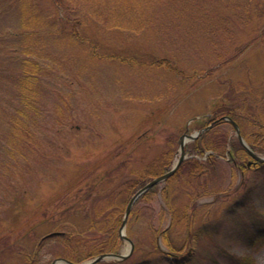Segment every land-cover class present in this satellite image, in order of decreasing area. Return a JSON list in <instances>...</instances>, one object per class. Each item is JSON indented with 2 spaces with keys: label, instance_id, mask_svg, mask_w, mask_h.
Listing matches in <instances>:
<instances>
[{
  "label": "rangeland",
  "instance_id": "374dc122",
  "mask_svg": "<svg viewBox=\"0 0 264 264\" xmlns=\"http://www.w3.org/2000/svg\"><path fill=\"white\" fill-rule=\"evenodd\" d=\"M99 1L101 17L83 13L81 23L78 9L34 0L31 27L22 0H0V264H20L52 231L103 236L91 226L94 210L107 200L128 204L125 183L139 182L144 167L169 149L172 167L181 136L203 129L215 105L253 103L246 110L264 125V0ZM119 23L137 30L113 25ZM72 27L89 41L59 35ZM30 46L37 54L26 53ZM27 57L43 66L39 99L29 112L31 138L21 139L25 155L8 160L13 116L23 107L16 73ZM221 128L237 136L230 122ZM194 140L188 138L183 162L207 160L194 153ZM216 163L200 182L215 184L218 195L199 197L190 239L185 224L169 230L178 250L168 255L189 251V258L160 264H264V163L236 170L235 179L226 152ZM173 188L176 207L188 202L186 192L199 194L184 180ZM162 190L160 184L153 198L139 197L131 210L125 233L139 247L126 264L157 258L148 251L171 221ZM58 239L45 240L39 264L59 258ZM121 239L119 252L127 253L131 245Z\"/></svg>",
  "mask_w": 264,
  "mask_h": 264
},
{
  "label": "trees",
  "instance_id": "16d2710c",
  "mask_svg": "<svg viewBox=\"0 0 264 264\" xmlns=\"http://www.w3.org/2000/svg\"><path fill=\"white\" fill-rule=\"evenodd\" d=\"M118 1L126 4L129 3L128 0ZM55 2L56 4L65 6L71 10L78 9L80 11L78 15L80 16L81 23H84L83 19L85 20V17L82 15L83 13L98 19L101 17V8H99L101 1L99 0H55ZM129 5L131 4L129 3ZM22 6L25 9V18H28L29 21L26 24L32 27L37 23L38 20L37 14L34 13L36 11L34 0H22ZM60 19L65 24L68 22L67 19H63L62 17ZM55 24L56 22L52 21L51 26L53 25L55 27ZM119 24L113 25H116L119 28L129 27L131 29L137 30L136 25H128L123 23ZM60 28L62 29L63 27L60 26ZM59 35L65 36L70 41L72 40L75 43L85 44V42L89 41L88 39L81 38L79 36V31L76 27H72V30L69 32L59 33ZM34 48L35 47L30 46L26 53L29 55L37 54L36 51H34ZM42 71L43 66L38 61L30 57L20 60V69L19 72L16 73V76L18 81L19 99L20 103L23 104V107H18V113L14 114L13 116L14 128L12 129L13 134L10 136L11 142L9 143L11 148L8 146L6 153L4 154L5 158H9L8 160H12L13 157H17L19 154L22 156L25 155L22 153V147L20 146L21 139L24 137L29 141L31 138V131L27 126L34 119L29 117V112L31 111L30 109H34L38 104L36 103L39 99L38 85ZM248 103L245 102L240 107L230 105L228 103L215 105V109H213L214 117L210 118L204 123V127L208 126L210 123H213L212 126L202 132L192 144V149H194L195 154L204 155L209 151L207 154V160H200L195 156L191 157L180 165L175 174L161 183L163 184L162 196L171 213L170 225L166 229H160V231L156 232L157 234L152 243V250L148 251V253L156 255L157 258L153 257L144 259L139 261L138 264H160L162 262H167L170 259L175 262H182L183 258H189V251H187V253L183 254L181 257L176 254L172 256L168 255V253H173L177 249V247L174 246L170 240L169 230L174 227H179L181 224H185L188 228V239H190L191 232L189 230L192 227L194 216L196 210L198 209L199 197L212 194L218 195V193L215 192L217 190L215 184L208 186L205 183L200 182L201 176L208 175L210 169L215 167L217 164L216 162L219 161L221 156H224L225 152L230 164H232L234 167V173L232 174L234 179L238 170L244 172L247 170V168H249L248 162L251 160V156L247 149L242 145L237 136L229 138L221 128L222 124L229 122L228 120L224 119V116L231 117L239 124L243 137L248 141L253 150L264 151V137H261L264 135L261 132V130L264 129V125L259 123L262 119L260 121L259 119H253L252 112L246 110L248 107H253V103L251 105ZM253 123L260 125L261 130H251L249 133L248 130H246V127ZM27 133H30V136L26 135ZM24 146H26V144H24ZM172 159V149H169L168 151L154 157L142 171L143 177L145 176L144 178H142L139 182L131 180L125 183L126 191L132 193L131 195H133L137 189L143 187L149 180L167 172L171 168L170 166ZM182 180L187 182L189 185L197 186L198 190L196 191H199V194H197L198 192L196 194L186 192L189 199L188 202L182 207H176L172 204V195L174 193L173 187L174 185H181ZM159 186L160 184L152 187L147 192H145L141 198L147 200L153 198ZM114 202L115 201L111 200L105 201L103 205H101L99 208L97 207L96 210H94V213L91 217V226H99L98 230L102 231L101 233L103 236L94 238L88 237L81 232H77L74 227H68L66 230H56L64 232V234L56 236L59 238L58 240L62 247V252L58 253L57 256L80 263L91 259L100 253H118L122 245V239L120 238L119 234V226L121 225L125 213L127 201L123 202L121 205H115ZM204 205H207V203ZM132 213L133 211H131V214ZM101 222L103 224H100ZM258 229L259 233L264 235V226H259ZM158 236L161 237L163 244L167 247L166 250L161 248V245L158 241ZM44 242L45 240L40 242L39 248L36 249L33 254L31 253L24 255L20 264H39L37 255L40 251V248L45 244ZM188 244L189 243L187 241L185 245ZM138 247L139 243H136L134 250L138 249ZM190 249L192 248L190 247L189 250ZM125 262L126 260L121 262L99 261L95 264H126Z\"/></svg>",
  "mask_w": 264,
  "mask_h": 264
},
{
  "label": "water",
  "instance_id": "95a60500",
  "mask_svg": "<svg viewBox=\"0 0 264 264\" xmlns=\"http://www.w3.org/2000/svg\"><path fill=\"white\" fill-rule=\"evenodd\" d=\"M225 119L229 120L235 127L236 129V133L237 136L240 140V142L246 147V149L248 150L249 154L253 157V161L254 162H264V155H261L257 152H255L250 146L249 144L246 142L245 138L242 136L241 134V129L238 125V123L231 119L230 117L226 116ZM212 124H210L208 127H205L199 131H197L194 134H189V135H182L180 138V158L179 160L172 166V168L161 174L158 175L156 177H154L153 179H151L150 181H148L143 187H141L140 189H138L134 195L131 197V199L129 200L126 209H125V213H124V217L120 226V236L123 239H126L127 241H129L131 248L130 251H128L127 253H113V252H105V253H100L97 256H95L94 258L87 260L85 262H73L69 259H66L64 257H60L57 258L55 260H53L52 264H95L97 262H99L100 260H104V259H118V260H123L126 259L132 252L134 244L133 241L128 237V235L125 233L126 230V226H127V222L129 219V215L130 212L133 208V205L135 204V202L137 201V199L143 195L145 192H147L149 189H151L152 187H154L155 185L165 181L166 179H168L169 177H171L173 174L176 173V171L178 170L179 166L181 165V163L183 162V160L186 158V149H185V144L188 140V138L190 139H195L197 138L203 131H205L206 129H208ZM64 234L63 231H53L51 233H48L47 235H45L43 237V239L41 240V242L43 240H45L46 238L49 237H53V236H57V235H62Z\"/></svg>",
  "mask_w": 264,
  "mask_h": 264
},
{
  "label": "bare ground",
  "instance_id": "6f19581e",
  "mask_svg": "<svg viewBox=\"0 0 264 264\" xmlns=\"http://www.w3.org/2000/svg\"><path fill=\"white\" fill-rule=\"evenodd\" d=\"M225 117H226V116H224V119H225ZM228 117H229V116H228ZM230 118H231V117H230ZM226 120H227V119H226ZM161 183H162V182H161ZM161 183H159V184H161ZM139 189H140V188H139ZM128 202H129V201H128ZM129 217H130V215H129ZM128 221H129V219H128Z\"/></svg>",
  "mask_w": 264,
  "mask_h": 264
}]
</instances>
